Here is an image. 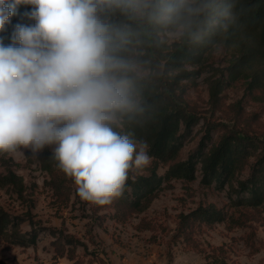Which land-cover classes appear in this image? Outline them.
Returning a JSON list of instances; mask_svg holds the SVG:
<instances>
[{"label": "rangeland", "instance_id": "rangeland-1", "mask_svg": "<svg viewBox=\"0 0 264 264\" xmlns=\"http://www.w3.org/2000/svg\"><path fill=\"white\" fill-rule=\"evenodd\" d=\"M134 20L142 25L149 21L146 15L137 13ZM181 33L179 26L175 30H159L157 36L169 45L177 42ZM145 53L133 47L128 53L129 60L137 74L152 76L155 70L149 59L143 57ZM231 58V51L218 43L203 54L199 63L186 64L182 70L166 74L170 88L181 100L180 109L199 118L191 133L182 138L179 159H186L197 151L205 138L207 122L234 126L241 133L248 131L254 140L257 137L256 142L264 140V91H249L245 80H232L228 69ZM210 88L219 89L215 102L210 100ZM217 134L216 130L211 133L202 152ZM259 144L250 148L251 154L231 184L202 185L199 162L193 181L173 179L167 185L164 182L144 211L133 212L124 221L116 219L113 206L101 207L81 200L74 180L66 175L70 196L58 197L50 175L31 151L2 153L0 176L12 171L22 179L23 190L19 193L12 184L0 186V208L18 219L22 234L35 228L38 237L34 245L20 246L11 243L8 234L0 236V261L3 264H72L73 261L58 256L54 250L55 238L51 232L62 230L86 242L89 252H93L89 255L81 246L74 249L75 259L83 264H212L214 258L226 264H264V205L257 208L243 205L242 198L247 194L240 192L238 186L239 181L249 178L254 156L264 152V144ZM149 166L134 167L129 176L147 174ZM165 168L159 165L158 173L163 174ZM198 203H212L222 208L226 212L225 220L195 227L191 235L194 245L174 238L177 214L190 211ZM218 247L222 249H212Z\"/></svg>", "mask_w": 264, "mask_h": 264}, {"label": "clouds", "instance_id": "clouds-1", "mask_svg": "<svg viewBox=\"0 0 264 264\" xmlns=\"http://www.w3.org/2000/svg\"><path fill=\"white\" fill-rule=\"evenodd\" d=\"M21 4L31 6L27 23L14 26L9 43L0 37V153L51 147L81 200L110 204L151 157L146 141L117 130L137 108L134 65L118 54L126 32L103 15L164 21L185 0H0V33Z\"/></svg>", "mask_w": 264, "mask_h": 264}, {"label": "trees", "instance_id": "trees-1", "mask_svg": "<svg viewBox=\"0 0 264 264\" xmlns=\"http://www.w3.org/2000/svg\"><path fill=\"white\" fill-rule=\"evenodd\" d=\"M168 2L174 3L175 0ZM30 7L24 4L17 6L16 15L10 18L11 23L0 33L5 44L10 42L17 23H27L22 17ZM134 18L135 12H122L118 9L104 14L106 22L126 32L118 54L130 61L128 53L133 47L143 49L146 52L143 57L149 59L155 70L152 76H141L135 70L129 74L133 81L137 108L123 116V126L118 131L133 134L135 141H146L151 162L147 174L129 176L120 197L114 198L110 204L99 205L115 207L116 219L119 221H124L133 212L144 211L163 188L164 182L167 185L173 179L193 181L199 162L202 185L231 184L235 173L251 154L250 148L258 147L259 143L264 144V140L256 142L257 137L254 140L248 131L241 133L234 126L229 127L216 121L207 122L205 138L197 151L186 159H179L182 138L191 133L199 118L196 114L180 109L181 100L175 96L166 79L169 71L182 70L186 64L199 63L203 54L219 43L232 53L228 67L230 78L245 80L249 91H264V0H185L184 10L169 20H149L146 25H142L135 22ZM179 26L182 27V33L177 42L167 45L159 40L157 31L165 28L175 30ZM218 95V88H210L212 102L217 101ZM215 130L218 132L216 139L202 152ZM51 154L52 151L47 147L38 155L40 166L50 175L54 193L62 199H68L71 192L67 183L69 179L66 180ZM254 158L249 178L238 182L240 192L247 194L243 196L242 204L249 208L264 205V152ZM161 164L166 167L163 174L158 173ZM5 184L17 187L19 193L23 190L22 179L10 170L0 176V186ZM225 213L212 203H198L190 211L177 214L173 237L182 238L194 245L191 235L195 227L223 222ZM18 225V219L12 218L0 208V236L8 234L9 241L20 246L34 245L38 237L35 228L30 233L22 234ZM51 234L55 238L53 246L56 254L65 256L73 261L72 264H83L74 256L77 246L93 255L86 242L74 235L62 230L59 233L52 231ZM212 249L217 251L222 248ZM213 261L212 264H226L215 258ZM0 264L3 262L0 261Z\"/></svg>", "mask_w": 264, "mask_h": 264}]
</instances>
